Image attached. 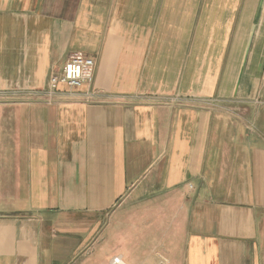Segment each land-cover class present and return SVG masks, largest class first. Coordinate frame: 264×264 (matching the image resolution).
<instances>
[{
	"label": "crops",
	"instance_id": "obj_1",
	"mask_svg": "<svg viewBox=\"0 0 264 264\" xmlns=\"http://www.w3.org/2000/svg\"><path fill=\"white\" fill-rule=\"evenodd\" d=\"M115 258L264 264V0H0V264Z\"/></svg>",
	"mask_w": 264,
	"mask_h": 264
},
{
	"label": "built area",
	"instance_id": "obj_2",
	"mask_svg": "<svg viewBox=\"0 0 264 264\" xmlns=\"http://www.w3.org/2000/svg\"><path fill=\"white\" fill-rule=\"evenodd\" d=\"M95 62L82 53L70 56L61 72L52 71L48 77L46 89L41 92L44 101L51 102L60 87L67 90H79L91 86L94 80ZM119 258L112 260V264H121Z\"/></svg>",
	"mask_w": 264,
	"mask_h": 264
},
{
	"label": "rangeland",
	"instance_id": "obj_3",
	"mask_svg": "<svg viewBox=\"0 0 264 264\" xmlns=\"http://www.w3.org/2000/svg\"><path fill=\"white\" fill-rule=\"evenodd\" d=\"M24 98H27V100H43L45 99L44 97L41 96V92L36 95H29V96H23V97H18V96H10V98L8 99V96H4L2 97V99H6V100H22Z\"/></svg>",
	"mask_w": 264,
	"mask_h": 264
},
{
	"label": "bare ground",
	"instance_id": "obj_4",
	"mask_svg": "<svg viewBox=\"0 0 264 264\" xmlns=\"http://www.w3.org/2000/svg\"><path fill=\"white\" fill-rule=\"evenodd\" d=\"M119 263H121V261L118 259Z\"/></svg>",
	"mask_w": 264,
	"mask_h": 264
}]
</instances>
